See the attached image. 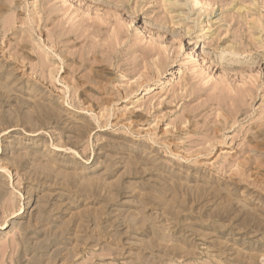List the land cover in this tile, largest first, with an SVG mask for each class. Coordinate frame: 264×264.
Returning <instances> with one entry per match:
<instances>
[{
  "label": "rangeland",
  "instance_id": "374dc122",
  "mask_svg": "<svg viewBox=\"0 0 264 264\" xmlns=\"http://www.w3.org/2000/svg\"><path fill=\"white\" fill-rule=\"evenodd\" d=\"M0 264H264V0H0Z\"/></svg>",
  "mask_w": 264,
  "mask_h": 264
}]
</instances>
